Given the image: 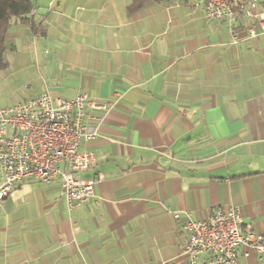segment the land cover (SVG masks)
Masks as SVG:
<instances>
[{
  "label": "crops",
  "instance_id": "obj_1",
  "mask_svg": "<svg viewBox=\"0 0 264 264\" xmlns=\"http://www.w3.org/2000/svg\"><path fill=\"white\" fill-rule=\"evenodd\" d=\"M130 1L38 0L14 31L28 99L120 96L82 146L96 162L81 177H103L94 197L70 211L60 178L17 185L0 202V264H187L184 215L230 206L264 234V34L208 23L199 0L131 15Z\"/></svg>",
  "mask_w": 264,
  "mask_h": 264
},
{
  "label": "built area",
  "instance_id": "obj_2",
  "mask_svg": "<svg viewBox=\"0 0 264 264\" xmlns=\"http://www.w3.org/2000/svg\"><path fill=\"white\" fill-rule=\"evenodd\" d=\"M199 1L208 23L227 20L233 28L243 20L246 39L264 34V8L259 0ZM119 96L102 103L87 94L66 99L42 92L12 107L0 108V202L27 180L49 183L56 178L62 180L61 196L70 211L90 202L95 185L103 177H81L96 162L95 154L82 146L99 137L103 116L94 112L116 106ZM184 219L189 233L183 251L187 264H237L240 250L245 258L251 252L264 256V234L245 223L240 207L211 209L205 220L191 213Z\"/></svg>",
  "mask_w": 264,
  "mask_h": 264
},
{
  "label": "trees",
  "instance_id": "obj_3",
  "mask_svg": "<svg viewBox=\"0 0 264 264\" xmlns=\"http://www.w3.org/2000/svg\"><path fill=\"white\" fill-rule=\"evenodd\" d=\"M38 0H0V71L9 65V57L17 50L15 29L19 23L31 22V13ZM160 0H131L128 13L134 14L147 2ZM32 25V29H35ZM9 56V57H8Z\"/></svg>",
  "mask_w": 264,
  "mask_h": 264
},
{
  "label": "rangeland",
  "instance_id": "obj_4",
  "mask_svg": "<svg viewBox=\"0 0 264 264\" xmlns=\"http://www.w3.org/2000/svg\"><path fill=\"white\" fill-rule=\"evenodd\" d=\"M18 44L17 42V47ZM27 91L13 65L0 71V108H9L25 101L28 99Z\"/></svg>",
  "mask_w": 264,
  "mask_h": 264
},
{
  "label": "bare ground",
  "instance_id": "obj_5",
  "mask_svg": "<svg viewBox=\"0 0 264 264\" xmlns=\"http://www.w3.org/2000/svg\"><path fill=\"white\" fill-rule=\"evenodd\" d=\"M15 190V189H14Z\"/></svg>",
  "mask_w": 264,
  "mask_h": 264
}]
</instances>
